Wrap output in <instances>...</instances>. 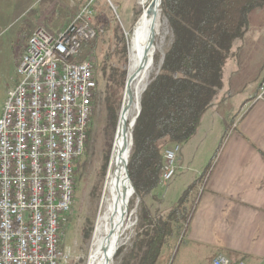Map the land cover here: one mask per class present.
Listing matches in <instances>:
<instances>
[{"label": "built area", "instance_id": "built-area-1", "mask_svg": "<svg viewBox=\"0 0 264 264\" xmlns=\"http://www.w3.org/2000/svg\"><path fill=\"white\" fill-rule=\"evenodd\" d=\"M94 15L95 0H88L55 36L38 27L26 40L19 81L7 91L0 116V264L67 259L62 229L72 213L75 163L95 89L92 65L79 57L97 35ZM257 93L264 97V75ZM179 151V145L164 148L161 187L173 178ZM212 264L231 263L218 256Z\"/></svg>", "mask_w": 264, "mask_h": 264}, {"label": "trees", "instance_id": "trees-1", "mask_svg": "<svg viewBox=\"0 0 264 264\" xmlns=\"http://www.w3.org/2000/svg\"><path fill=\"white\" fill-rule=\"evenodd\" d=\"M161 7L172 42L164 54L158 75L141 96L140 115L133 127L128 173L141 209L130 251L123 254V248L117 250L114 261L120 259V264H157L167 238L175 230H181V224L186 222L187 218L172 216L180 208L185 209L193 185L165 218L151 213L143 199L152 197L159 185L164 148L188 143L195 135L201 117L213 106L222 87V70L232 55L233 43L243 38L248 29V15L264 7V0H161ZM94 27L97 35L83 46L82 59L88 60L93 68L95 89L92 104L97 89V72L107 82L106 109L109 118L116 123L122 101L117 93L125 85L127 71L119 72L117 77V70L108 66V56L102 62L95 59L100 36L110 27L99 10L95 11ZM121 43L126 65L128 50L124 40ZM92 59L95 60L94 66ZM91 129L90 117L82 156L88 154ZM76 173H79L78 169Z\"/></svg>", "mask_w": 264, "mask_h": 264}, {"label": "crops", "instance_id": "crops-1", "mask_svg": "<svg viewBox=\"0 0 264 264\" xmlns=\"http://www.w3.org/2000/svg\"><path fill=\"white\" fill-rule=\"evenodd\" d=\"M262 8L248 15L247 32L233 43L213 106L178 152L184 192L194 186L185 204V254L201 264L218 256L231 264H264V97L257 99L264 24L248 38L251 17L257 20ZM160 187L148 198L157 197Z\"/></svg>", "mask_w": 264, "mask_h": 264}, {"label": "rangeland", "instance_id": "rangeland-1", "mask_svg": "<svg viewBox=\"0 0 264 264\" xmlns=\"http://www.w3.org/2000/svg\"><path fill=\"white\" fill-rule=\"evenodd\" d=\"M87 1L0 0V116L7 91L19 81L17 68L31 31L42 27L49 35L55 36L72 21L77 10ZM149 3L150 0H95V11L99 10L102 12L104 19L110 26L100 36L101 41L95 52V59L102 62L108 56V66L117 70V77L120 75L119 72L127 71L128 69V63L124 65L125 56L122 52L123 46L121 42L124 40L128 50L126 32L130 31L141 11ZM259 12L258 14L260 15L257 20L251 17L252 30L248 38H255L256 35H259L258 28L264 24V7ZM255 24L257 25L256 27L254 26ZM163 42V48L158 52ZM171 42L172 34L167 19L158 12L153 36V44L157 52L154 55V69L146 88L158 75L164 54ZM84 53L85 49H83V54H80V61H83ZM94 63L95 60L93 61V66ZM96 75H98V81L92 104L90 147L87 156H82L75 163V170L78 169L79 173L75 171V180L77 181L73 195L72 213L68 223L62 229L61 248L67 256V259L62 264H87L88 262L99 213L101 191L110 146L117 125V122L115 123L109 118V113L106 109L105 87L107 82L102 77V74L95 72ZM124 87L118 89L117 95L121 96V98L124 95ZM119 106L121 109L122 101ZM119 112L120 110L118 111V116ZM134 116L135 112H133L132 117ZM170 146L168 145L167 148ZM177 157L178 153L174 164L175 174L169 183L164 187L159 185L161 189L158 188L157 197L150 199L146 197L143 199L144 205L151 213H156L161 218L168 216L171 208L178 202L186 189L182 171L178 167ZM191 193L192 191L189 196ZM140 203L135 193L128 200V215L125 221H128L129 228L124 232L119 243V248L124 249L123 254L128 253L132 247L133 238L139 224ZM187 211L188 207L186 208V206L185 209L180 208L172 218H187ZM185 225L186 222H183L181 230H175L172 236L167 238L161 249L157 264H201V262L196 260L195 256L185 254L184 240L182 239ZM112 264H120V259L113 261Z\"/></svg>", "mask_w": 264, "mask_h": 264}, {"label": "bare ground", "instance_id": "bare-ground-1", "mask_svg": "<svg viewBox=\"0 0 264 264\" xmlns=\"http://www.w3.org/2000/svg\"><path fill=\"white\" fill-rule=\"evenodd\" d=\"M152 0H150L151 3ZM144 8L130 31L126 32L127 42H128V69L127 76L131 75L138 68L142 62L146 47L148 42L151 41L152 44V53L155 55L157 52L156 47L153 44L154 29L157 20V14H153L152 10L149 9V5ZM131 27V26H130ZM154 69V57L152 58L151 63L147 66L144 72H142L135 80L130 84V92L133 97L132 105L122 121V131L120 139L117 134V125L116 130L112 139L110 146V153L108 162L106 165L103 186L101 191V198L99 204V213L97 221L95 224L94 239L92 243V249L89 254L87 264H103V252L101 250L102 245L106 236L111 232L113 225L112 212L114 209V202L118 195L120 194L121 184L123 179V168L120 164V153L122 151V146L124 139L129 137V126L132 123L133 112L136 115L137 101L140 102L142 93L144 92L146 85L150 79L151 73ZM127 98L126 93H124L122 98V106L126 104ZM121 106V107H122ZM120 114V113H119ZM132 197V196H130ZM129 197V198H130ZM128 198V200H129ZM122 208L119 206L118 211ZM128 228V221H124L123 231H126ZM124 233V232H123ZM123 235V234H122ZM122 237V236H121ZM120 237V240H121ZM123 239V238H122ZM118 242V245L120 243Z\"/></svg>", "mask_w": 264, "mask_h": 264}, {"label": "water", "instance_id": "water-1", "mask_svg": "<svg viewBox=\"0 0 264 264\" xmlns=\"http://www.w3.org/2000/svg\"><path fill=\"white\" fill-rule=\"evenodd\" d=\"M149 9L152 10L153 14L156 12H160L161 15L164 16V12L161 7V0H152ZM163 44L160 46L158 52L163 48ZM154 57V54L152 53V44L151 41L148 42L147 47H146V52L145 56L138 66V68L133 72L131 75L127 76L126 82H125V87H124V93H126V104L121 107L120 109V114L118 116L117 120V134L120 139L122 138L121 136V129L123 126L122 121L125 119L131 105L133 102V97L130 92V84L133 80H135L142 72L145 71L147 66L151 63L152 58ZM140 102L137 101V109H136V115L132 119V123L129 126V137L128 139H124L123 146H122V151L120 153V164L121 167L123 168V179H122V184H121V190L120 194L116 198L114 202V209L112 212V220H113V225L111 228V232L109 233L108 236H106L104 243L102 245V252H103V264H112L114 261V258L116 256L117 250L119 249L118 242L120 240V237L123 234V226H124V221L127 218L128 215V198L132 196L134 192V188L132 186V183L129 178V173H128V162H129V157L133 145V127L140 115ZM122 208L118 211L119 206Z\"/></svg>", "mask_w": 264, "mask_h": 264}]
</instances>
